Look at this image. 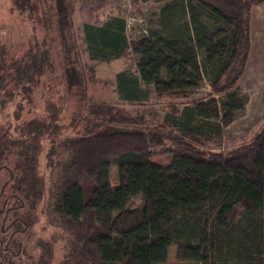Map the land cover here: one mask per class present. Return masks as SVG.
I'll list each match as a JSON object with an SVG mask.
<instances>
[{"label":"trees","instance_id":"1","mask_svg":"<svg viewBox=\"0 0 264 264\" xmlns=\"http://www.w3.org/2000/svg\"><path fill=\"white\" fill-rule=\"evenodd\" d=\"M8 1L10 14L25 19L24 26L32 31V46L24 56L16 58L14 47L0 46L9 55L3 62L15 70V78L34 83V75L43 73L51 44L58 42L66 90L78 88L83 93L82 51L99 63L120 60L132 51L140 56L139 79L119 72L118 98L149 104L151 90L146 87L153 86L156 98L164 99L170 110L161 117L160 127L149 123L148 111H143L129 117L144 126L142 131L102 130L53 145L49 166L54 224L73 236L63 245L62 255L56 252L55 257L62 256L65 264L73 260L77 264H208L230 251L237 264H264V125L239 147L226 150L220 143L225 128L246 107L239 82L252 48V11L264 0H160L165 1L162 34L133 42L127 36L126 20L112 15L104 24L83 23L76 36L72 19L76 0ZM2 11L5 5H0V15ZM179 19L184 23L174 25ZM209 21L222 29L212 31ZM198 51L205 52L207 62H216L217 73L211 91L195 98L190 91L195 84L189 80L201 77ZM164 70L168 81L163 80ZM220 95L226 96L221 103L216 100ZM92 112L110 115L106 109ZM119 115L116 119L122 120ZM182 115L184 119L178 118ZM49 128L47 120L30 122L24 141L4 140L7 162L13 163L8 172L17 177H10L5 187L12 190L11 198L18 194L29 201L41 196L38 143ZM167 153L173 155L169 167L151 162ZM113 167L122 181L116 189L111 185ZM138 197L143 207L132 208L131 201ZM206 209L212 213L210 234L198 230L196 223ZM55 242L46 248H53ZM174 245L178 262L170 263Z\"/></svg>","mask_w":264,"mask_h":264},{"label":"rangeland","instance_id":"2","mask_svg":"<svg viewBox=\"0 0 264 264\" xmlns=\"http://www.w3.org/2000/svg\"><path fill=\"white\" fill-rule=\"evenodd\" d=\"M164 3L165 1L160 0H151L149 2H143L142 0H76L74 14L72 15L76 36H78L77 31L79 33L86 17H89V20L94 24H102L110 15L121 16L126 20L127 36L131 42L150 35H161L163 30L161 8ZM0 5H5L6 7V11H2L0 15V46L1 44H7L14 47L11 48V51L16 58L28 54L27 47L32 46L29 45L32 38L31 29L27 30L24 26L25 19H22L17 14H10L9 7H11V2L0 0ZM176 23L174 25H180L184 23V20L179 19ZM207 23H209L212 31L222 29L218 24L211 23L210 21ZM261 25L262 22L259 24V30L263 31L264 27ZM223 29L228 32L225 28ZM51 45L52 50L50 51L48 60H46L47 62L43 66V73L40 74L41 76L34 75L36 77L34 83H23L20 77L15 78V70L13 71L3 62V58L7 60V57H9L8 53L5 50L3 52L2 47L0 49V165L3 164L7 167L10 165L13 167V163L8 164L7 162L8 158L5 155L6 143L4 140L15 138L16 140L24 141L29 136V131L26 129L30 122L47 120L50 126L44 134L45 137L38 143V177L44 184H39L41 196L38 199L32 200L30 198L29 201H25L26 199L22 201L23 196L21 195L20 199L22 202L15 201L14 198L10 197L12 190L9 187L3 189L4 183L10 177L9 172L3 170L0 173V227H3V212L5 208L7 211L13 210L12 207L19 204L21 206L17 213L25 222L22 228L27 227V230L17 237L12 246V252H16L15 257L7 254L5 263L9 258H13L14 264H53L54 260H56L55 264H65L62 256L58 258L54 254L58 252L59 254L57 253V255H62L63 245L65 242H69L70 237V242H72L73 236L66 233L59 225L54 224L57 223V220L54 218L51 207L54 202L53 195H51V189L53 188L51 177L53 173L49 166L51 165L50 154L53 145L56 146L60 140L66 138L90 136L102 130L142 131L144 129L143 125L130 121L138 113L148 111L147 120L149 123L153 121V116L156 118L159 116L161 119L166 113H170V110L166 106L167 102L164 99L156 98L157 91L155 88L153 86L148 88L141 81L142 88L146 87L151 90L150 97L152 100L149 105H123L118 101L115 87L117 83L116 75L119 72L126 71L138 78L137 64L140 60L139 55L129 51L124 58L117 62L99 63L90 61L87 54L82 51L80 54L83 64L94 68L93 72H90V69L88 70L85 68L86 66L81 65L82 70L80 71V75L84 79L85 95L78 88H74L72 91L66 90V74L63 70L64 66L61 61L60 51L56 49L59 46L58 42H53ZM263 46L264 40L262 43V53L258 55L259 58L251 53L247 64L249 72L245 71V77H242L239 82L241 95L246 98L247 103L245 109L240 111L241 113L237 117L236 123L248 122V124L246 123L243 126V131L236 134H232L229 127L225 128V136L223 141L220 142L223 149H234L248 142L253 134L258 132L264 125ZM198 61L201 77L199 78L197 75H194L189 80L190 83L195 84V86H191L190 88L195 98L204 97L211 91V80L217 73L216 62H207L204 51H198ZM7 62L10 63L9 61ZM2 64L4 65L2 66ZM251 65L254 69L260 70L261 68L260 72L256 71V76L252 80L250 79L252 75L250 72ZM259 66L261 67L259 68ZM76 68L80 70L79 65ZM162 77L164 81H168L165 70L162 72ZM80 95L82 98H79ZM225 99V95L216 96V100L220 103ZM185 101L183 102L185 103ZM202 102L204 105H207L208 100L205 99ZM102 106H106V108H102ZM105 109L107 111L110 110L109 116L91 113V110L97 112ZM117 115L123 119H116ZM106 117L110 118V121H106ZM178 118L184 119V115ZM198 121L200 120L197 119L195 124ZM98 122H100V125ZM93 127L96 129L91 131ZM172 161L173 155L171 153L157 155L151 159L153 164L162 167H169ZM121 184L122 181L118 175V168L113 167L111 171L112 188H119ZM143 205L144 202L139 197L133 199L130 203L132 208H142ZM11 217H15V213L12 211L8 214L7 221ZM196 223L198 230L209 234L214 232L210 209H206ZM53 241H56L53 248L47 249L46 246L49 243L51 245ZM19 243L22 244V247L19 246ZM0 247V255L3 256L1 251L3 247ZM177 251L178 247L176 245L171 247L168 256L170 263L178 262ZM234 259L235 255L228 251L218 258H212L208 264H237ZM69 264H77V261L73 260Z\"/></svg>","mask_w":264,"mask_h":264},{"label":"crops","instance_id":"3","mask_svg":"<svg viewBox=\"0 0 264 264\" xmlns=\"http://www.w3.org/2000/svg\"><path fill=\"white\" fill-rule=\"evenodd\" d=\"M111 16V15H110ZM105 21H106V19H105ZM105 21L102 23V24H104L105 23ZM260 22H262V25L261 26H263L264 27V4H262L261 6H257V7H255V9H254V12H253V16H252V21H251V39H252V48H251V53L252 54H254L257 58H259L258 57V55L260 54V53H262V43H263V40H264V30L263 31H260L259 30V24H260ZM83 23H90V24H94V23H92L90 20H89V17H86L85 18V20H84V22ZM82 23V24H83ZM263 34V35H262ZM263 52H264V46H263ZM251 53H250V56H251ZM264 56V55H263ZM125 57V56H124ZM121 60V59H120ZM117 61H119V60H117ZM117 61H114V62H117ZM250 61H251V59H250ZM111 63H113V62H111ZM253 65V64H252ZM252 65H251V67H250V72L252 73V75H253V77H252V75L250 76V79L252 80V79H254V77L256 76V71L258 70V72H260V70H261V66H259V68H260V70L259 69H254V68H252ZM249 68V66L247 67V70H246V72H249L248 69ZM246 72H245V74H246ZM118 74V73H117ZM245 74L243 75V77H245ZM116 87V86H115ZM116 94H117V92H116ZM117 97H118V94H117ZM152 99H151V97H150V100L149 101H151ZM118 101L121 103V104H134V105H139V103L138 102H134V101H131V102H125V101H121L119 98H118ZM142 103V105H144V102H141ZM146 104V103H145ZM146 105H149V104H146ZM241 112H238V113H236V115H235V119H234V122H232V124H230L228 127L230 128V130H231V132H232V134H236V133H238V132H240V131H243L244 129H243V126L247 123L248 124V122H243V123H236L237 122V117L239 116V114H240ZM154 117V119H153V123H158V127H160L159 125H163V121H162V119H160L159 118V116H157V118L155 117V116H153ZM159 118V119H158ZM258 118V117H257ZM248 128H249V126H248ZM247 127H246V129H248Z\"/></svg>","mask_w":264,"mask_h":264},{"label":"flooded vegetation","instance_id":"4","mask_svg":"<svg viewBox=\"0 0 264 264\" xmlns=\"http://www.w3.org/2000/svg\"><path fill=\"white\" fill-rule=\"evenodd\" d=\"M3 170L8 171L9 169L6 165L2 164V165H0V173ZM10 174H11V176H10L11 178L9 177L10 179H12V178L17 179V177L13 173H10ZM9 180H7L4 183L3 189L8 185ZM19 190H21V188H19ZM14 199H15V201H18L19 203L22 202L18 194L14 197ZM20 206H21V204L15 206V207H12L13 210H8V211L5 208V211L3 212L4 223H3V227L1 228V235L0 236H2V238H0V246L3 247L2 249L5 250V253L11 254L12 257H15V255H16V252H12V246L15 243V240L17 239L18 236L22 235L27 230V227L26 228L24 227L25 230L22 228V225L23 224L25 225V222L17 213ZM11 211L15 213V217H11V219L9 221H7L8 214ZM11 244H12V246H10ZM19 246L22 247V244L19 243ZM5 253H2L3 256L0 255V264L5 263V260H6ZM13 262H14L13 258H9L5 264H14Z\"/></svg>","mask_w":264,"mask_h":264}]
</instances>
